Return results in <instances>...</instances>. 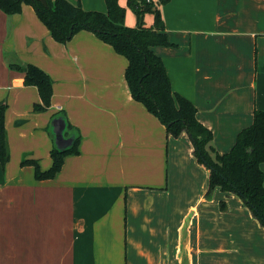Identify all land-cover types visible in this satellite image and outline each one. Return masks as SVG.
Wrapping results in <instances>:
<instances>
[{
	"label": "crops",
	"instance_id": "obj_1",
	"mask_svg": "<svg viewBox=\"0 0 264 264\" xmlns=\"http://www.w3.org/2000/svg\"><path fill=\"white\" fill-rule=\"evenodd\" d=\"M68 1L106 11L104 0ZM118 3L125 25L134 26L126 0ZM158 8L171 45L152 50L172 91L195 105L214 149L224 153L254 109L264 110V0H168ZM143 20L150 26L152 13ZM8 63L34 64L48 74V109L32 110L40 101L36 86L25 85L24 71ZM126 65L91 31L60 43L31 5L12 14L0 10V102L7 104L10 153L0 164V264H264V227L238 195L221 191L225 209H207L203 183L177 211L160 200L172 196L176 148L207 179L208 171L185 132L168 136L131 97ZM59 111L80 133L78 152L64 156L54 177L36 179L20 160L50 166L48 128Z\"/></svg>",
	"mask_w": 264,
	"mask_h": 264
},
{
	"label": "trees",
	"instance_id": "obj_2",
	"mask_svg": "<svg viewBox=\"0 0 264 264\" xmlns=\"http://www.w3.org/2000/svg\"><path fill=\"white\" fill-rule=\"evenodd\" d=\"M45 1L46 4L40 0H0V10L6 14L17 13L22 4H29L56 42L65 43L77 31L84 29L111 45L127 61L124 78L131 97L142 103L164 125L168 136L178 137L182 132L188 135L193 155L208 171L205 196L215 188L238 195L264 227V171L260 167V163L264 162V110L254 109L252 122L238 131L228 151L219 153L214 149L211 130L196 118L195 105L172 91L163 61L152 50L153 46L171 45L158 8L159 4L168 0H126L127 7L135 15L134 26L125 25V7L118 0H104L105 12L87 10L80 3L73 4L68 0ZM145 13L153 15L150 26L144 25ZM8 67L23 70V83L36 86L40 101L33 104L32 110L40 112L48 109L52 95V80L48 74L30 63H8ZM6 107L5 101L0 102L1 166L8 162L10 155L4 125ZM58 113L65 116L64 111ZM66 123L68 130L76 131L74 142L62 151L53 145L48 168H40L36 159L21 158L20 164L33 167L36 179L54 177L62 166L64 156L78 152L80 133L67 119ZM219 206L225 209V201L220 200Z\"/></svg>",
	"mask_w": 264,
	"mask_h": 264
},
{
	"label": "rangeland",
	"instance_id": "obj_3",
	"mask_svg": "<svg viewBox=\"0 0 264 264\" xmlns=\"http://www.w3.org/2000/svg\"><path fill=\"white\" fill-rule=\"evenodd\" d=\"M174 152H176L177 155H174L173 161L170 162L169 167V179H172V184L174 182L172 186L173 188H170L172 196L168 198H160V200L167 202L169 205H171L169 207L172 208V210L177 211L179 208H181V205L184 206L189 203L190 200L194 201L196 199L199 194L198 189L201 184L204 183L205 185L206 183L207 187V178L203 172V169H200L199 166L195 164L190 165L189 160H186L184 157H182L181 152H179L177 148ZM200 165L204 167V165ZM206 198L208 200L207 209H219V200L224 199V197L221 196V191L218 189L216 191L213 190L212 193ZM164 211L165 210L162 209L161 214H163Z\"/></svg>",
	"mask_w": 264,
	"mask_h": 264
},
{
	"label": "water",
	"instance_id": "obj_4",
	"mask_svg": "<svg viewBox=\"0 0 264 264\" xmlns=\"http://www.w3.org/2000/svg\"><path fill=\"white\" fill-rule=\"evenodd\" d=\"M43 4H46L45 0H40ZM48 132L53 140L54 147L59 150H66L70 148L74 142L76 131L73 129H67L66 117L62 113L54 114L50 120ZM188 224V218L185 219L181 226L180 242L184 244L187 239L186 226Z\"/></svg>",
	"mask_w": 264,
	"mask_h": 264
}]
</instances>
